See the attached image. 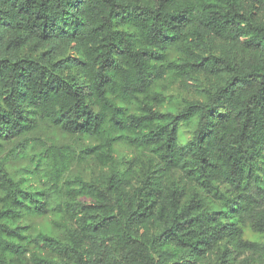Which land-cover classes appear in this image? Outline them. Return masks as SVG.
Returning a JSON list of instances; mask_svg holds the SVG:
<instances>
[{"label":"trees","instance_id":"1","mask_svg":"<svg viewBox=\"0 0 264 264\" xmlns=\"http://www.w3.org/2000/svg\"><path fill=\"white\" fill-rule=\"evenodd\" d=\"M0 264H264V0H0Z\"/></svg>","mask_w":264,"mask_h":264},{"label":"rangeland","instance_id":"2","mask_svg":"<svg viewBox=\"0 0 264 264\" xmlns=\"http://www.w3.org/2000/svg\"><path fill=\"white\" fill-rule=\"evenodd\" d=\"M36 134L38 136H42L43 139L49 141L48 143L52 142L55 139H57L56 140L57 142L63 140V135L61 134V130L55 129L54 127H44L43 125H41ZM52 218H53L52 216L50 217L48 216L44 218H36L34 222L35 228L44 229L48 232H51L52 231Z\"/></svg>","mask_w":264,"mask_h":264}]
</instances>
